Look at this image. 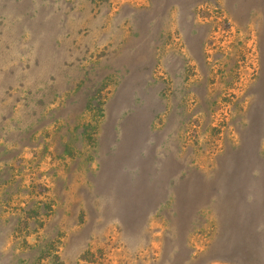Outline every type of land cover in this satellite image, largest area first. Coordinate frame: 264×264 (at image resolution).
<instances>
[{"label": "rangeland", "instance_id": "rangeland-1", "mask_svg": "<svg viewBox=\"0 0 264 264\" xmlns=\"http://www.w3.org/2000/svg\"><path fill=\"white\" fill-rule=\"evenodd\" d=\"M0 264H264V0H0Z\"/></svg>", "mask_w": 264, "mask_h": 264}]
</instances>
